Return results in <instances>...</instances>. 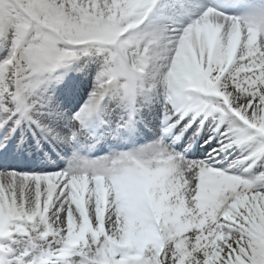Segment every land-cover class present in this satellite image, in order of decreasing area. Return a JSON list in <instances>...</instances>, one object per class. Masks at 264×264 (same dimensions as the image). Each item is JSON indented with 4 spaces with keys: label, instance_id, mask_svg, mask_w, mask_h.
<instances>
[{
    "label": "snow or ice",
    "instance_id": "1",
    "mask_svg": "<svg viewBox=\"0 0 264 264\" xmlns=\"http://www.w3.org/2000/svg\"><path fill=\"white\" fill-rule=\"evenodd\" d=\"M227 6L185 23L188 0H0V264H264V163L249 180L211 162L236 146L242 162L264 161V13ZM89 55L104 63L65 112L63 70ZM109 96L116 126L92 137ZM161 96L152 143L75 151L133 131L145 98ZM197 121L193 136L219 144L209 160L174 147ZM21 157L35 167L17 171Z\"/></svg>",
    "mask_w": 264,
    "mask_h": 264
},
{
    "label": "bare ground",
    "instance_id": "2",
    "mask_svg": "<svg viewBox=\"0 0 264 264\" xmlns=\"http://www.w3.org/2000/svg\"><path fill=\"white\" fill-rule=\"evenodd\" d=\"M249 1L261 4L262 7L258 10L257 13L258 14L264 13V10H261L264 7V2H262L263 0H249ZM188 3L191 5V7L188 9V11L184 12L183 10H181L180 14L176 17L178 20H180L182 22H187V20L189 18V14H191L192 18H195L203 10H206V6H207L206 0H188ZM244 3H245V0H240L239 3H236L232 12L229 14L235 15V16H243L242 12H244V10H245L244 6H243ZM240 9H241V11H240ZM103 63H99V62H97V60L91 61L88 58H86V59L81 58L78 61L74 62V64H81L82 66H86V67H84V75L86 72L87 76L86 77L82 76L83 80L82 81L78 80L76 85H71L70 83H67L64 85L62 84L61 87L58 86L57 95L59 97V100L61 101V107L63 108V110L65 112H68L69 110H71V111L79 110L80 105L87 99L88 93L92 91L93 85L95 83L96 75L99 72L100 68L102 67ZM63 71L65 72L63 80H65V78L68 75V72L66 70H63ZM145 102L148 103L150 105V107L145 108L143 110V112L141 114L143 116V118L147 117V116L149 117V115L150 116H157V117H162V116L164 117L165 110L163 107V97L162 96L158 97L156 99H153L152 97H146ZM115 103H116V99H114L112 96L106 97L104 100V106L106 109H111ZM151 109H156L157 110L156 113H152ZM120 111H122V110H120ZM111 115H113V114L111 113ZM106 117H107V115H106ZM137 120L138 121H136L134 128L137 130H140L141 131L140 133L142 135L147 134V137L149 139H151L149 141H152V142L158 138L159 134L157 135L156 132L151 133L147 130V128L145 129V125L142 122V119L140 117H138ZM109 122L111 125H115L110 120H109ZM181 127H182V125H181ZM197 127H198V125L194 124L192 126V128H190L187 132H185L183 137L174 145V147L176 148L177 151L183 152L185 149H189V151L187 152V158L188 159L195 158L196 148L199 145H203L205 150H207L211 147H214V146H218V145H215L217 142L216 140H212L207 145L204 144V142L208 138V136L211 135L210 131H208L207 133L205 131H201V132H199L198 135H196L195 137L192 136L189 139V136H191V134L196 131ZM205 127H207V126H205ZM92 128L99 132L97 134L98 136H101V137L105 136L104 127H92ZM174 134L178 135L179 130L177 129L176 133H174ZM89 139L90 138H85L84 141L81 143L80 147L77 148L75 151H77L79 156L82 158H84V156L88 153V154H94V156L90 160L99 159V157L101 155L98 153H99V150L101 148H103L106 144L105 138L100 139V141L98 143H94V144L90 143ZM118 140H119V137H118ZM172 140H173L172 138H169L168 142L172 143ZM126 141L128 144H131L132 140L128 139ZM72 154H73V150L70 149L67 153V156H65L63 159L60 160V163L64 164L66 167L68 159L72 156ZM102 154L106 155L107 152H104ZM63 155L64 154L61 153V156H63ZM106 156H109V155H106ZM234 156H236V154H234ZM232 160L233 159H231V161H229V163H232L233 162ZM24 244H26V241H23L21 246H23Z\"/></svg>",
    "mask_w": 264,
    "mask_h": 264
},
{
    "label": "rangeland",
    "instance_id": "3",
    "mask_svg": "<svg viewBox=\"0 0 264 264\" xmlns=\"http://www.w3.org/2000/svg\"><path fill=\"white\" fill-rule=\"evenodd\" d=\"M263 2H264V0H263ZM251 7H252V2H250V3H247L246 4V9L247 10H249V11H252V9H251ZM87 58H90V60H91V57H90V55L89 56H87ZM91 61H93V60H91ZM101 62H103V61H101ZM78 69L79 68H77V70H73L72 71V75L75 77V80H81L82 79V72L83 71H78ZM109 110V109H108ZM107 111V110H106ZM150 116V115H149ZM125 119H126V116H125ZM158 119L159 118H157V116H151V117H144L142 120V122L144 123V125H145V128H147V130L149 131V132H151V133H155V132H153L151 129H153L154 128V130H155V128H156V126H157V121H158ZM149 120H151L152 121V123L151 124H148L147 123V121H149ZM110 121L111 122H115V123H117V118L114 116V115H110ZM105 123H107V124H109L110 122H109V120L108 119H106V122ZM110 127V126H109ZM144 136H146V135H144ZM253 174H254V172H252Z\"/></svg>",
    "mask_w": 264,
    "mask_h": 264
}]
</instances>
